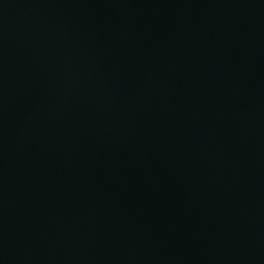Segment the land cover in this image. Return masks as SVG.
<instances>
[{
	"label": "water",
	"instance_id": "water-1",
	"mask_svg": "<svg viewBox=\"0 0 264 264\" xmlns=\"http://www.w3.org/2000/svg\"><path fill=\"white\" fill-rule=\"evenodd\" d=\"M0 264H264V0H0Z\"/></svg>",
	"mask_w": 264,
	"mask_h": 264
}]
</instances>
